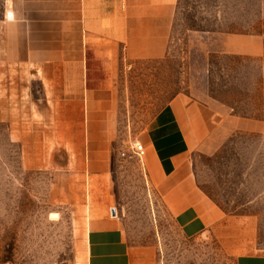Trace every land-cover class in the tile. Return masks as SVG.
<instances>
[{
    "label": "crops",
    "instance_id": "obj_1",
    "mask_svg": "<svg viewBox=\"0 0 264 264\" xmlns=\"http://www.w3.org/2000/svg\"><path fill=\"white\" fill-rule=\"evenodd\" d=\"M177 2L0 0V121L19 141L25 166L83 176V264H133L109 167L123 141L118 78L123 62L165 55ZM261 50L257 35L236 32L219 48ZM231 110L176 92L129 137L128 148L132 139L142 142L148 180L183 232L212 230L235 264H264V246L249 232L256 231L254 215L226 213L196 181V151L212 153L235 133L264 134V117Z\"/></svg>",
    "mask_w": 264,
    "mask_h": 264
},
{
    "label": "rangeland",
    "instance_id": "obj_2",
    "mask_svg": "<svg viewBox=\"0 0 264 264\" xmlns=\"http://www.w3.org/2000/svg\"><path fill=\"white\" fill-rule=\"evenodd\" d=\"M230 32L257 35L261 52L219 51ZM118 84L123 141L109 167L133 264H235L214 231L181 230L127 141L176 92L264 117V0H178L165 55L123 62ZM194 166L226 213L254 215L249 232L264 246V134L235 133L212 153L196 151ZM84 195L81 173L25 166L0 121V264H83Z\"/></svg>",
    "mask_w": 264,
    "mask_h": 264
},
{
    "label": "built area",
    "instance_id": "obj_3",
    "mask_svg": "<svg viewBox=\"0 0 264 264\" xmlns=\"http://www.w3.org/2000/svg\"><path fill=\"white\" fill-rule=\"evenodd\" d=\"M129 148L136 154H141L143 151V144L139 140L132 139L129 143ZM124 154V152H122Z\"/></svg>",
    "mask_w": 264,
    "mask_h": 264
},
{
    "label": "water",
    "instance_id": "obj_4",
    "mask_svg": "<svg viewBox=\"0 0 264 264\" xmlns=\"http://www.w3.org/2000/svg\"><path fill=\"white\" fill-rule=\"evenodd\" d=\"M111 213H112V214L115 213V208H114V206L111 207Z\"/></svg>",
    "mask_w": 264,
    "mask_h": 264
}]
</instances>
